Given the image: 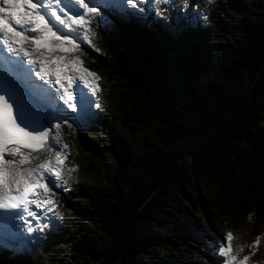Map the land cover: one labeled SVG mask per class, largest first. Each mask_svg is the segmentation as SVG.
I'll list each match as a JSON object with an SVG mask.
<instances>
[{"label":"trees","instance_id":"1","mask_svg":"<svg viewBox=\"0 0 264 264\" xmlns=\"http://www.w3.org/2000/svg\"><path fill=\"white\" fill-rule=\"evenodd\" d=\"M152 11L146 20L108 23L99 38L92 65L106 80L96 123L107 126L111 143L91 135L87 144L118 151L121 165L100 168L102 184L68 181L64 193L82 215L62 224L79 259L63 264H179L181 247L170 252L172 263L156 256L177 225L201 228L185 201L225 220L234 238L248 242L244 254L262 264L264 0H192L180 14L194 23L179 35ZM167 15L168 25L176 11ZM234 61L244 76L225 83ZM32 247L34 256L20 264L63 259L53 241ZM15 255L0 254V264H18Z\"/></svg>","mask_w":264,"mask_h":264},{"label":"snow or ice","instance_id":"2","mask_svg":"<svg viewBox=\"0 0 264 264\" xmlns=\"http://www.w3.org/2000/svg\"><path fill=\"white\" fill-rule=\"evenodd\" d=\"M161 2L172 6L176 0H156ZM181 4L187 9L192 0ZM141 5L144 0H0V249L23 252L42 231L33 227L34 222L48 219L55 231L56 219L49 217L56 207L53 187L68 183L61 173L67 149L60 143L61 126L71 129V120L84 131L100 108L94 99L98 86L90 80L98 77L76 67L82 62L72 50L78 40L87 43L82 33L92 34L90 21L115 24L144 18L147 13ZM193 23L187 11L180 14L177 8L166 27L179 35ZM52 147L60 149L54 158L26 166L29 154L35 158ZM220 235L222 242L208 245L213 264H246L249 256L237 255L241 246L235 253L230 244L226 246L233 234Z\"/></svg>","mask_w":264,"mask_h":264},{"label":"rangeland","instance_id":"3","mask_svg":"<svg viewBox=\"0 0 264 264\" xmlns=\"http://www.w3.org/2000/svg\"><path fill=\"white\" fill-rule=\"evenodd\" d=\"M144 4H146V13L149 12V9H151L152 5H154V11L162 9L160 7V4L166 5L163 2L157 4L156 0H151V3H149L148 0H144ZM176 4H179L177 5V7H175L176 9L179 8L181 10L183 8L181 0H176L175 5ZM146 17L147 15L145 16V18ZM156 17L159 16L156 15ZM103 23V19L90 21L88 24V28L90 29L92 34L82 33V35L87 36V43H85V46L88 47L87 51L81 50V46H77L72 50V54H77V57L82 62L80 64V67H89L94 58L97 56V47L95 46V43L98 41V37L103 31ZM89 51H94L96 54H91L89 53ZM76 67H78V65H76ZM91 71L97 75H101V80L102 78H105L100 73V69H92ZM240 74L242 75V77L239 78L237 82L240 81V79H242L244 76L242 67L240 68ZM101 92L102 91L100 85L98 88V92L96 93V98L99 99L97 102L99 103L100 108L95 110L97 114L93 117L92 126L87 127L84 131H81V129L73 124L71 120L68 121L69 124H72L71 129L63 124L61 126L60 143L66 145L67 149L69 150V156L68 158H66L61 169L62 177L65 180L70 179L75 182H85L87 184H102L104 182V177L100 168L105 167L109 169L111 167H117L121 165V158L118 151L114 150L110 153L108 151L104 152L105 149H103L101 152H98L92 149L89 144H87L89 136L91 135H94L96 138H98L100 140V143H105V145H109L111 143V137L108 133L107 126L104 127L98 124V122L96 123V119L103 117L102 105H104V103L102 102L101 98H99V94ZM57 151H60L59 148L52 147L51 151L48 152V155L47 152L38 155L37 160L33 162V166L39 164L44 159L54 158ZM93 158L98 159L99 163L95 162V164H91V162H94ZM73 166H75V170H72ZM70 170L72 171L70 172ZM64 187H53V191L55 192L54 203L56 207L53 212L49 214V217H54L56 219L57 227L55 231H51L49 220L44 219L39 224V227L42 229V231L37 232L34 236L37 238L36 242L43 245V248L48 244L49 241H53L56 243L60 256L63 259L61 261L48 262V264H63V261L69 260H72L71 262L73 263H77V260H79L78 258L74 259L71 257V251L75 250L76 246L71 235L62 226V224L66 223L68 218L75 215L79 216V212L75 209V207H73L71 201L66 197L64 193ZM206 189L208 190V187H206L205 184H201L199 186V192H201L202 194L206 192ZM186 193L192 198V190L190 191L188 189L186 190ZM184 204L187 206L188 212L190 214L192 213L196 217V220L199 221L201 228L198 229L196 226L189 227L182 224L177 225V234L175 235V238H171L166 247L162 249V251L157 252L156 260H165L168 263H172L171 259H169L170 252H174V249H176L177 247H181L185 249V258L179 264H197V262H200V264H212V261L210 260L212 250L208 247V245L216 242H222L220 233H232L231 228L225 220H221L219 217H217L216 214H214V212H208L206 210V205H190L188 204V201H185ZM56 213H59V215L56 216ZM45 224L49 225L48 229H44L43 226ZM237 239L233 237V239L229 241L226 246L230 244L232 248L231 250L234 253L236 250V246H241L243 250L240 253H237V255L239 257H242V254L248 247V242L240 240L236 243ZM235 243L236 245L233 247V244ZM29 246L30 242L28 241L25 250L23 252L16 253L15 258L18 263H24L26 261L25 257L31 258L34 256L35 252ZM0 254L2 256H6L5 251H0ZM249 254V260L246 261V264H259L255 261L254 254Z\"/></svg>","mask_w":264,"mask_h":264},{"label":"water","instance_id":"4","mask_svg":"<svg viewBox=\"0 0 264 264\" xmlns=\"http://www.w3.org/2000/svg\"><path fill=\"white\" fill-rule=\"evenodd\" d=\"M241 63L239 61H234L233 64L225 72L224 81L225 83L232 84L237 82L239 78L242 77L240 74Z\"/></svg>","mask_w":264,"mask_h":264},{"label":"bare ground","instance_id":"5","mask_svg":"<svg viewBox=\"0 0 264 264\" xmlns=\"http://www.w3.org/2000/svg\"><path fill=\"white\" fill-rule=\"evenodd\" d=\"M108 49V48H107ZM109 52V51H108ZM110 152V151H109ZM112 152V151H111ZM47 155H48V153H47ZM36 158V157H35ZM35 158L34 159H32V160H30V162H33L34 160H35ZM95 185V184H94ZM238 232V231H237ZM237 238V237H236ZM240 239H242V238H240ZM240 239L238 238L237 239V241H236V243L238 242V241H240ZM236 243L235 244H233V247L236 245ZM248 251V250H247ZM246 253V252H245ZM262 253V252H261ZM264 253V252H263ZM245 255V254H244ZM259 255H261L260 253H259ZM262 256H263V254H262ZM258 262V261H257Z\"/></svg>","mask_w":264,"mask_h":264}]
</instances>
